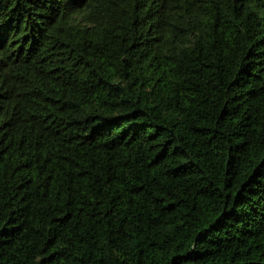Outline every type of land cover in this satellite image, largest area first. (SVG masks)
Instances as JSON below:
<instances>
[{
	"label": "trees",
	"instance_id": "obj_1",
	"mask_svg": "<svg viewBox=\"0 0 264 264\" xmlns=\"http://www.w3.org/2000/svg\"><path fill=\"white\" fill-rule=\"evenodd\" d=\"M0 264H264V0H0Z\"/></svg>",
	"mask_w": 264,
	"mask_h": 264
}]
</instances>
